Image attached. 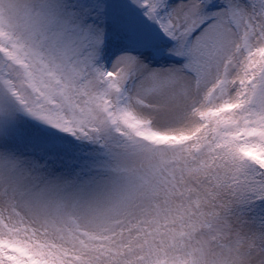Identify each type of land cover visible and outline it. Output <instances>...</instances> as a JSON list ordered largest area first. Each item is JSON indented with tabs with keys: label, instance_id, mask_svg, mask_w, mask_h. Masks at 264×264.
<instances>
[{
	"label": "snow or ice",
	"instance_id": "1",
	"mask_svg": "<svg viewBox=\"0 0 264 264\" xmlns=\"http://www.w3.org/2000/svg\"><path fill=\"white\" fill-rule=\"evenodd\" d=\"M0 264H264V0H0Z\"/></svg>",
	"mask_w": 264,
	"mask_h": 264
}]
</instances>
